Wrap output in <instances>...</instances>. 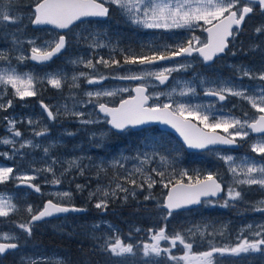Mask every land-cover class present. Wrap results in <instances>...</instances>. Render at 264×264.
Returning a JSON list of instances; mask_svg holds the SVG:
<instances>
[{
	"label": "rangeland",
	"instance_id": "1",
	"mask_svg": "<svg viewBox=\"0 0 264 264\" xmlns=\"http://www.w3.org/2000/svg\"><path fill=\"white\" fill-rule=\"evenodd\" d=\"M21 1V0H20ZM35 2V0H29ZM12 2H19V0H12ZM119 10V9H118ZM121 12V10H119ZM19 19L20 28L22 30L12 29L13 24L4 26L6 29L3 33L0 34V51L5 52L9 59L7 61L0 60V70L7 69L9 67L15 68L18 73H30L36 78L35 82V91L36 96L25 97L21 100L19 97L15 96L14 90L10 88L7 89V94L3 97L0 102L7 104L8 100H12V107H10V116L8 118H14L17 123L15 125L16 129L22 133V137H16L18 141L16 147L19 148V143H22L24 140H31L33 142V147L25 148L21 150L20 154L13 156L12 146L0 144V167H12L14 172L11 174L12 178L8 180L10 188L8 192H0V195L5 197L12 198V203L16 204L17 210L10 214L7 218H11L13 227L8 231H1L0 235L4 233H11L17 237L15 239L20 247L14 252H10V257L14 258L15 256L19 258L20 261H42V260H51L55 261L56 259L63 260L64 256L61 254L60 250L55 247L54 244H50L49 247L40 245L38 243H30L27 235L19 231L16 221L23 223L25 220H30V215L26 211L28 205L33 206V214L40 210L43 206V203L46 199H52L55 202H60L64 204H72L71 200L73 197V192L71 189L66 188L65 186L53 185L51 181L53 180V172L55 177L59 178L65 174V169L68 167V161L77 159L79 161V167L70 169L69 171H74L78 177L83 176L84 178H92V182L86 181L91 185L90 193L96 192L99 188L101 190L100 194H97L95 197V203L93 204L92 211L90 212L93 218L90 220H85L83 218L74 217L73 215H68L61 220L63 229L60 230V233L65 237L75 236L78 239L80 237H89L96 238L100 246L104 244L105 241L115 242V239L119 237L122 241V234L125 230L129 235L133 237L136 236L135 240L138 243L139 250L134 251L133 254H126V257H129L128 264H154L150 259L151 257L143 256V244L145 242L150 243V234L148 229L155 227L154 230L161 228L159 226V220L163 217L165 213L155 212L152 210L141 212L127 208V212H132V215L137 216L138 218H144L146 221H141L134 218H126L123 215H115L112 217H102L96 213L97 209L95 204L101 198L102 192L104 189L109 191L115 189L116 183H121L123 187L127 188L129 191L127 193V200L124 199V192H117L116 196H110L111 198H120L121 201L127 202L129 198L137 197L139 192L147 191L149 188L146 183H144L143 188L134 186L133 184L125 181L123 178L127 177L130 172L134 173L136 167H142L144 169L143 175L134 174L133 179L137 180V183H143V177L150 175L154 180L155 172H152V169L155 168L159 172L170 173L172 172L173 167L177 164L179 156L177 153V148L175 143L172 141L171 144L169 138L166 136H161L159 134L154 135L151 131H145L141 133H136L134 136H131L129 133H124L121 138H116L114 135H111L110 128L106 124V119L96 112V102L89 103V97L86 95L88 92H96L103 90L111 89H121L128 88L125 85H122L120 81L109 82L111 79L107 74L102 73L104 68H108L110 73L115 77L122 75V71L115 68V65L111 67H105L103 64H96V61L101 57L105 60L111 61L112 58L117 59L115 54H96L95 58L91 54L80 55V54H62L60 58L57 59V62L52 64L51 67L43 69L42 67H37L28 61L29 51L33 45L28 44L26 41L33 39L36 40L37 36L26 35L27 32L24 31V27L27 23H30L33 13L31 11H26L22 13H16ZM126 18L127 14L121 12ZM251 20L252 17L250 18ZM131 26H137L140 28L147 36L148 41L154 43H160L167 41V43H175L178 45L184 39L189 41L193 36L198 37L199 41L202 42L203 39V29L208 25H204L203 22H199L196 26L191 28H146L142 24H134L131 22ZM255 25V26H254ZM252 31L256 33V29L259 27L264 29V22H256L252 25ZM150 30V31H148ZM191 31H193L191 33ZM159 32V33H158ZM160 32L162 34H160ZM202 33V34H200ZM11 34V38H9ZM45 37L40 41L36 40V46L40 47L45 44V42L57 40V34L51 29H46L42 33ZM143 35V34H142ZM143 35V36H144ZM135 43L134 41H129L128 43H135L133 46L135 50L141 48L148 49L151 47V42H148L143 38ZM259 43L256 40L253 41L251 38L242 40L240 38L236 43V50L231 49L228 52L230 58L236 57V51H241L242 55H246L249 60L242 61L237 60L233 66V76H224L220 74H205L200 68H196L193 62L197 60H182L177 61L172 64L163 65V66H134L135 74H140L143 71L151 72H160L164 69H178L175 71V75L167 89L159 90L158 85H156L153 77H148L147 82L151 87L150 96L153 100H156L155 93H163L159 99L163 100V103H167L170 100L176 102L187 103L190 105H208L209 103L215 104L210 100H205L203 97H200L198 93L199 89H206L211 85L208 83H203L202 81H225L231 79V81L236 85H243L245 88H249V94H252L251 90H254L262 82L258 79L250 80L248 77L241 78V71H238L240 66H244L251 70L252 74L258 75L260 72L264 71V30L259 34ZM20 40L23 43L17 45L14 43L15 40ZM122 40V37H119ZM117 38L112 37L109 40V44H114ZM101 44L107 45V43L98 41ZM257 43V44H256ZM259 44V45H258ZM253 46H257L256 50H253ZM245 49V50H244ZM261 50L262 52H257L253 54L254 51ZM130 52V51H129ZM235 52V55H233ZM24 55L26 57L22 62L17 59L18 56ZM12 58L16 59V65H8L9 61ZM72 60H82L84 62L91 60L95 65V68L85 67L84 63H71ZM260 60V61H259ZM24 65L25 69L20 66ZM181 65L186 67L181 68ZM106 72V71H105ZM80 73H86L88 77H99L104 76L107 79L101 81L99 84H88L85 76H80ZM60 75L63 77L61 87L59 89L51 86L47 82V78L54 75ZM77 76V80H73L72 77ZM78 85V87L76 86ZM186 86H191L195 88V93L188 96H180L179 92ZM72 88L75 90L72 91ZM175 88L176 92L173 93L171 97L167 93L171 92ZM126 92H120L115 97H101L99 102L109 100H116L121 98ZM41 102L48 105L49 108L54 112H59L55 120L47 119V114L43 112L41 108ZM27 103V104H26ZM26 104V105H25ZM65 106L67 108L68 114H65ZM215 108H217L215 106ZM214 108V109H215ZM73 111L83 113L82 117H76L71 113ZM217 116H222L229 112L222 111L220 115V110H213ZM187 115V113L185 114ZM32 119L37 123L35 125H29L27 123L28 119ZM199 124V120L195 117H191ZM59 119V120H57ZM83 120H93L95 123L84 124L81 123ZM214 123V121H210ZM69 124H75L69 125ZM203 126L202 124H200ZM8 127L7 123L2 126V129L6 130ZM46 129V134L43 136H35L34 132L43 131ZM68 133H72L69 135ZM11 137L9 132L1 133L0 138ZM131 137L134 140H131ZM257 141V140H256ZM255 141V142H256ZM110 142H114V149L111 154H106L111 151ZM254 142V143H255ZM48 148V153L46 154L44 149ZM99 153L102 155L96 154ZM3 153H8L12 158H7ZM155 153V154H154ZM147 154L152 159L141 165L138 156H144ZM217 156H232L234 158L235 164L239 165L245 157H238L234 153L221 154L216 152ZM167 157L168 162L162 163L160 157ZM127 158V159H124ZM205 161L209 162L211 166L206 165L204 174L207 176L209 174L214 175V173H220V166L218 161L216 163L213 158L209 159L203 157ZM240 159V160H239ZM253 159V158H248ZM226 169L228 170V165L225 164L224 160L221 159ZM255 160V159H254ZM53 161L55 163L53 164ZM119 161L120 167L114 162ZM257 163H264V159L255 160ZM48 166L53 167V172L39 171L34 170L44 169ZM81 168L83 169V175L80 174ZM223 168V166H222ZM221 168V169H222ZM197 170V169H196ZM187 171V170H186ZM230 179L228 180L229 186H235L233 184V176L228 171ZM20 175H35L31 183L39 185L41 191L39 193L35 192L33 189L27 186H19V181L16 179ZM199 175V174H198ZM197 175V176H198ZM83 186V185H81ZM246 186V187H245ZM237 190L242 191L243 198L240 201L233 202L235 204H241L242 206H237L233 209L234 212H229L227 214L224 207V202H209L205 204V208L200 211H192L190 213H195L194 218H189L185 221L177 222L181 228L187 230L189 228L199 227L205 232V235L201 237L198 233L199 238H205L209 241H215L213 244L217 247H234L245 235H248L250 239L254 237L251 236V233L248 231V226L252 225L255 228L257 225L264 224V212L253 211L255 207H262L264 205H259L257 202L264 200V189H261L259 185H253L251 187L247 185L236 186ZM228 190V189H227ZM227 190L224 194V199L227 196ZM57 192H69L71 193L70 198L65 200H59L53 193ZM248 192V194H247ZM89 193V194H90ZM135 193V195H133ZM247 194V196H246ZM148 196L146 193L144 197ZM241 209H237V208ZM136 208V207H135ZM189 210L185 211L186 213ZM193 215V214H191ZM193 217V216H191ZM6 218V217H0ZM21 219H24L22 222ZM0 220V221H4ZM10 220V219H9ZM15 220V221H13ZM6 221V220H5ZM4 221V222H5ZM52 222L45 221V226H50ZM149 223V228L145 227V224ZM175 224V223H172ZM95 225H100V227L94 228ZM2 223H0V227ZM111 226V227H109ZM139 229V231H137ZM242 229L244 231H242ZM131 232V233H130ZM133 233V234H132ZM219 242L220 244H218ZM220 245V246H218ZM139 254V255H138Z\"/></svg>",
	"mask_w": 264,
	"mask_h": 264
},
{
	"label": "snow or ice",
	"instance_id": "2",
	"mask_svg": "<svg viewBox=\"0 0 264 264\" xmlns=\"http://www.w3.org/2000/svg\"><path fill=\"white\" fill-rule=\"evenodd\" d=\"M243 2V7L239 5ZM12 0H0L2 10H0V26H7L9 24H16L19 22V17H13L11 14L10 6ZM105 3L115 5L122 13L127 14L128 18L134 24H142L146 28H191L196 26L199 22H203L204 25H208L204 29L208 33L207 43L199 41L198 37L193 36L187 43V46L181 44L176 49L169 51L168 55L157 52H153L151 55H132L126 54L124 63L126 64H139V65H151L157 61L169 60L179 56H191L196 52L202 57L205 63L213 61L214 58L220 54L226 53L229 46V38L234 37V34H238L246 17L254 11V6H258L260 12L264 14V0H35L34 4V18L31 23L34 25L49 24L54 25L59 29H67L75 21H81L83 18L88 17H106L109 9L105 7ZM262 30L257 28L255 31L259 34ZM28 44L33 45L31 48L30 59L39 63H45L51 60L54 56L60 54L68 44L66 37L60 35L58 40L45 42L44 45L37 47L36 40L30 39L26 41ZM15 44L19 45L23 43L20 40H15ZM90 47L101 48L106 47L105 44L98 42L95 36L92 37ZM257 46H253V50H256ZM235 55V52H233ZM8 55L0 51V60L7 61ZM19 61L26 59L24 55L17 57ZM71 63H84L85 67L95 68V65L91 60L86 62L82 60H72ZM96 64H103L105 67H111L113 65L119 66L120 62L114 58L109 60L101 57L96 61ZM181 68L186 67L181 65ZM178 69H164L160 72L143 71L140 74H132L127 76L115 77L121 80H134L140 83L132 89L136 93L135 96H131L129 99H121L118 107H109L106 103H100L101 97H115L120 92H128V88L111 89L96 92H88L86 95L89 97V103L96 102L99 112L105 114L107 123L116 130H124L128 126H138L149 121H161L166 124H170L175 128L181 136L184 137L185 143L189 147L203 149L208 145L222 144V145H235L237 139L245 140L251 133L260 134L255 143L251 145V151L258 155L264 156V71L258 75L252 74L251 70L240 66L238 71H241V78L248 77L250 80L258 79L262 83L257 86L256 89L251 90L252 94H249L250 89L245 88L243 85H236L231 80L225 81H202L208 83L211 86L205 89L206 96H212L219 102H224L229 96L240 98L251 105V108L258 113L249 122L248 113H244V117H236L231 113H227L222 116H217L213 111L215 105L209 103L208 105H190L187 103L176 102L170 100L167 103L155 104L151 107L146 106L147 101L151 99L147 94V89L150 87L147 82L148 77H154L159 84L163 85L169 78V74L172 71ZM80 76H85L88 84H99L101 81L107 79L104 76L88 77L86 73H80ZM63 77L60 75H54L47 78L48 84L59 89L61 87ZM75 81L77 76H73ZM36 78L30 73L20 74L15 68H7L0 70V100L7 94V89L14 90L15 96L23 100L25 97L36 96L35 91ZM78 87V85H76ZM195 88L191 86L184 87L180 92V96H188L195 93ZM176 92L173 88L171 92L167 93L169 97ZM156 99H159L163 93H155ZM12 100H8L7 104L0 102V109L7 110L12 107ZM41 108L44 113L47 114V119L55 120L59 112L54 113L48 105L41 102ZM187 113V115H185ZM65 114H68L65 106ZM76 117H82L83 113L73 111L71 113ZM189 117H195L203 125V129L197 128L190 123ZM7 121L6 131L11 134V137L0 138V144L11 145L13 156L20 154L21 150L29 147H33L31 140H24L19 143V148L16 147V137H22V133L16 129L15 125L17 121L14 118H4ZM214 121V123H210ZM29 125H35L37 122L32 119H28ZM81 123L90 124L95 123L93 120H83ZM223 129V132L227 136L218 135L216 129ZM46 134V129L43 131H36L34 135L39 137ZM72 135V133H68ZM45 153H48V148L44 149ZM155 154V153H154ZM7 158H12L8 153H3ZM140 160L141 165L149 162L152 157L147 154L137 157ZM127 159V158H124ZM162 163H167V157H160ZM225 164L228 165V171L233 176V184L230 185L227 190V196L224 201V207L229 205V202L240 201L243 198L242 191L237 190L236 186L247 185L249 187L253 185H259L261 189H264V163H257L254 159L245 158L239 165L235 164L232 156H223ZM55 161H53V164ZM119 165V161L114 162ZM123 167V165H119ZM79 167V161L73 159L68 161V167L64 170L65 173L70 169ZM36 172L46 171L53 172V167L48 166L44 169L34 170ZM14 169L12 167H0V183H4L12 178ZM144 169L142 167H136L134 173L130 172L127 177L123 179L134 186L143 188L144 183L151 189L154 184L157 183L150 175L143 177V183H137L136 179H133L134 174L143 175ZM156 175L161 177V183L163 187L168 189L167 195L164 197L163 204L157 203L156 209L163 215L164 220H168L178 210L188 208L191 205L201 203V197H215L223 191L222 184L218 182L217 178L209 174L203 180L197 179L195 183H191L192 178L189 176L188 184H184L182 180L177 179L175 183L171 180L168 183L163 182L164 173L152 169ZM80 174L83 175V169L81 168ZM187 173H181V176H185ZM53 185H59L62 183L60 178L55 177L53 172ZM16 179L19 181V186H27L39 193L41 188L39 185L31 183L36 179L35 175H20ZM78 190H81L83 186L77 184ZM124 192V199L127 200L128 189L123 187L121 183H116L115 189L109 191L107 188L103 190L101 198L95 204L97 209L106 210L108 207L107 198L109 196H116L117 192ZM101 190L98 188L96 192L90 193L89 198L100 194ZM59 200H65L70 198L69 192H57L53 193ZM135 195V193H133ZM145 200L153 199L151 196H146ZM207 202V201H206ZM259 205H264V200L257 202ZM17 210L16 204L12 203V198L0 195V217H8L10 214ZM26 211L30 215V220L26 223H19L17 227L28 236H31L32 225L35 222L45 220L46 218L58 217L59 214L69 212H80L84 209L77 208L74 205H66L60 202H54L49 199L43 208L36 214H33V206L28 205ZM253 211L264 212V208L255 207ZM100 225H95L94 228H99ZM111 227V226H109ZM139 231V229L137 230ZM188 235L195 236L197 233L203 237L205 232L199 227L189 228L185 230ZM242 231H244L242 229ZM248 231L251 236L245 235L234 247H211L208 251L193 254L191 249L194 247L192 242H189L184 232H176L173 235L167 234L166 227H161L158 230L149 228L150 243L145 242L143 244V256L144 257H156L161 260L155 261L154 264H161L163 258H167L170 261H183L184 264H213V256L216 253L221 255L229 254L233 256H239L241 254L260 253L264 255V224L257 225L253 228L252 225L248 226ZM17 239L11 233H4L0 235V240H14ZM162 242H167L168 246L163 247ZM177 245L183 246V255L177 257L172 255V249ZM20 247L18 243H0V255H4L9 251L16 250ZM103 251L111 253L113 256H125L126 254L134 253L133 244H125L119 237L115 239V242L105 241L100 246ZM21 264H24L23 260ZM30 264H36V261H31ZM51 264H63V261L56 259Z\"/></svg>",
	"mask_w": 264,
	"mask_h": 264
},
{
	"label": "trees",
	"instance_id": "3",
	"mask_svg": "<svg viewBox=\"0 0 264 264\" xmlns=\"http://www.w3.org/2000/svg\"><path fill=\"white\" fill-rule=\"evenodd\" d=\"M35 2L29 1V0H19V2H12L10 6V11L13 17H18L16 13H22L26 11H32V6ZM0 10H2V5H0ZM105 21H108L105 20ZM104 21V22H105ZM10 25V24H9ZM121 25L126 26L128 29V38L129 41H134L135 43L140 39L141 36L144 35L145 32H143L140 28L135 27V26H130L126 22L121 20ZM11 26V25H10ZM4 26H0V34L5 31ZM12 29H17V30H22L20 28L19 22L16 24H13ZM24 31L28 32H34L33 28L30 26V23H27L26 26L24 27ZM37 31V30H36ZM159 33V32H158ZM115 35V33H113ZM143 34V35H142ZM160 34H162L160 32ZM116 36V35H115ZM147 36L148 34H145L143 38L148 42ZM120 37V34L116 36L118 40ZM134 43V44H135ZM153 43V42H151ZM133 43H130V52L129 54L132 55H151L153 53L152 49L154 48L152 45L148 49L141 48L139 50H135V47ZM137 44V43H136ZM137 55V56H138ZM57 62V59L53 60L52 63L54 64ZM106 71V72H105ZM102 73L108 74L110 73V70L108 68H104ZM75 90V88H72V91ZM145 131H151L152 134L154 135H163L169 138V141H173L176 145L177 148V153L179 156V160L177 164L173 167L172 172L170 173H164L163 177V182L168 183L170 180L171 182H175V180L180 179L182 181H189L188 177L190 176L192 178L191 181H195L198 178H203L206 175L204 174V170L206 165L211 164L203 157H206L207 155L205 152H188L186 151L183 146L180 144V142L169 132H161V131H156L154 129L150 130H144ZM131 136H134L136 133H129ZM114 137L116 138H121L123 133H115L113 134ZM137 135V134H136ZM131 140L133 141L134 138L131 137ZM172 140V141H171ZM135 141V140H134ZM111 151L107 152L106 154H111L114 149V142L111 143L110 145ZM98 155H102L97 153ZM207 158V157H206ZM213 160L218 162L217 159L213 158ZM220 169L222 168V165L220 162H218ZM197 169V170H196ZM187 170V171H186ZM187 173L185 176H181V173ZM199 174V175H198ZM198 175V176H197ZM216 175V173H214ZM62 181L60 186H65L66 188H69L73 192V197L71 200V203L79 206L86 208L87 211L84 213H79V214H69L73 215L74 217H79L83 218L85 220H90L93 218V215L91 216L90 212L92 211V206L95 203V197L89 198V193L91 191V185L86 182V181H91L92 178H84L83 176L76 175L74 171H68L62 176L59 177ZM155 178L157 179V183L153 185L151 189H148L147 191L144 192H139L137 194V197L135 198H129L127 202L121 201L120 198H111L110 196L107 198L108 202V207L106 210H96V213H100L99 215L102 217H112L114 218L115 215H123L126 218H134L138 219L141 221H146L144 216L142 218H138L135 215H132V212H127V208L133 209L134 211L137 210L138 212H141V215H143V211H148L152 210L155 212H159L156 209L157 203L162 204L163 201V196L166 192V188L163 187V184L160 182L161 177L155 174ZM83 185L81 190H78L76 185ZM148 194V196H151L153 199L150 200H145L144 195ZM223 198L222 196L219 197L218 199ZM219 200H215L216 202H222ZM205 205V200L202 202V204L194 209H190L186 213L185 211H178L174 213L168 220H164L163 217L159 220V226L160 227H166L167 234L173 235L176 232H184L187 236V239L189 242H192L194 244V247L191 249V252L193 254L200 253L203 251H208L210 250L211 247H217V245H214L212 240H208L205 238H199L198 235L191 236L186 233V231L178 225L177 222L179 221H185L189 218H194L195 213H190L192 211H200L203 209ZM231 206L234 208L235 204H231ZM136 207V208H135ZM187 211V210H186ZM166 214V213H165ZM193 214V215H191ZM227 214H230L229 212ZM193 216V217H191ZM64 217L60 218H52L49 219L51 223L50 226H45L44 222H35L32 225V233L31 236H28L27 233H25L29 239L30 243H38L40 245H45L47 247L50 246V244H54L55 247H57L61 254L64 256L63 264H128L129 257L125 256H113L111 253H108L106 251H103L102 248L100 247V244L98 243L99 240L96 238H89V237H80L78 239L75 236H70V237H65L60 233V230L63 229L61 220ZM22 222L24 219H21ZM15 221V220H13ZM28 220H25L23 223H26ZM48 221V220H47ZM175 223V224H172ZM16 224H19V221H16ZM146 228H149V223L145 224ZM155 229V227H153ZM21 231V230H19ZM127 232L128 230H125L124 233L122 234L123 242L125 244H133L134 245V251L137 252L139 249L138 243L135 240L136 236L139 235H134L133 237L129 235ZM131 233V232H130ZM220 244L219 242H217ZM163 247H167L168 244L167 242H162ZM220 246V245H218ZM220 248V247H217ZM11 252V251H10ZM10 252H7L4 255H0V264H21L22 261L19 260L18 257H10ZM14 252V251H12ZM184 249L183 246L177 245L176 248L172 249V255H175L177 257L183 255ZM139 255V254H138ZM153 262L161 260V258H156V257H151L150 258ZM24 264H30V261H23ZM51 260H42V261H36V264H51ZM161 264H184L183 261H170L167 260V258H163L161 261ZM213 264H264V255L260 253H250V254H241L239 256H233L229 254H219L216 253L213 256Z\"/></svg>",
	"mask_w": 264,
	"mask_h": 264
},
{
	"label": "flooded vegetation",
	"instance_id": "4",
	"mask_svg": "<svg viewBox=\"0 0 264 264\" xmlns=\"http://www.w3.org/2000/svg\"><path fill=\"white\" fill-rule=\"evenodd\" d=\"M105 5L109 7L108 17L105 19V20L108 19V21L96 20V19L86 20V21H82L80 23L73 25L67 31L64 32V36L66 37L68 44H67V46L64 49L62 54H76V55L77 54H80V55L91 54L93 56V58H95V55L98 53L99 54L100 53L101 54H108V55L115 54L118 61L120 62L119 66H115V68L122 71L121 76H127V75L135 74L134 72H132L134 70L133 69L134 66H142V65H139V64L133 65V64L124 63L125 55L129 54L130 48L132 46H130V44L128 43V40H127L129 31L126 28V26L121 25V20L126 22L130 26L132 24L126 18V16L121 14V12L118 10V8L115 5H111L109 3H105ZM239 7L240 8L243 7V2L239 5ZM251 17L253 20L250 19ZM256 22H264V14H262L260 12V9L258 6H254V11L246 17L245 21L243 22L241 29L239 30V33L234 34V37L229 38V46H228V49L226 50V53L214 58V60L210 61L209 63H205L198 56L197 53H192L191 56H188V57H185L182 59L161 61L158 63L151 64L149 66H153V65L154 66H163V65L175 63L177 61L190 60V59L195 58L197 60L196 62H193L195 67L200 68L203 72H205V74H209V75L211 74V76H213L215 74H220V75L231 76V77L236 78L232 74L234 69H233V66H231V65L235 64L237 62V60H240V62H242V61H246L249 59L246 57V55H242L241 51H236V57H232V58H230L228 56V52L231 49L236 50V43L235 42L237 40H239L240 38H242V40H245V39H247V37H249V38H251V40L252 39H253V41L256 40L257 43H259L258 34L251 30V28L253 27L252 25ZM135 27H137V26H135ZM33 30H34V32H28L26 35H29V36L35 35V36H37L36 40H38V41H40L41 39H43L45 37L44 35H42V33L45 32L46 28L33 29ZM148 31H150V30H148ZM192 32L193 31H191V33ZM113 33H115L116 36H118L120 34V37H122V40L117 39L114 44H112V43L109 44V40L112 37H116ZM56 34H57V37H59L61 35L58 32H56ZM200 34H202V33H200ZM10 36H11V34H9L8 37L11 38ZM93 36H95L98 41L107 43L106 47H101V48L90 47V43H91ZM206 42H207V34L203 30V39H202L201 45L203 43H206ZM187 43H188V41L184 39L178 45H176L173 42H171L169 44V43H167V41L160 42V43H158V42L154 43L153 42V43H151V45L154 47L152 49L153 52H157V53L162 52L163 54L168 55L170 50L176 49L181 44H183L185 46ZM257 52L259 53L262 51L257 50V51H254L253 54H257ZM12 59L13 60H10L8 65H11V64L16 65L17 60L14 58H12ZM261 60H264V59H261ZM35 66L42 67L43 69H46L48 67H51L52 63L50 62V63L44 64V65H35ZM144 66H146V65H144ZM20 67L25 69L24 65H21ZM107 75L111 78L109 80V82L120 81L122 85L127 86L129 89V91L126 92L121 98H118L116 100H111V98H110L109 100L102 101V102H106L110 106H115L120 99H124V98H128V97L133 96L134 91H131V90L134 89L138 83H140L139 81H134V80L116 79L115 78L116 76L114 77L113 74H111V73H108ZM174 75H175V71H172L169 74L168 80L163 85L159 84V82L156 81L154 77H153V79L155 80L156 85H158L159 90H161V89L165 90L169 87ZM229 80H231V79H229ZM151 90H152L151 87H149L147 89V94L149 96H150ZM198 93L200 94V97H203L206 101L210 100L212 102H215L214 105L217 108H215L213 110H217V109L220 110V113H221L220 115H222V113H223L222 111H224V113H225L226 112L225 110L229 111L226 113H231L233 116L240 117V118L244 117V113H248L249 122H251V120L253 118H255L256 115H258V113H256V111L251 108L250 104H248L246 101L241 100L240 98L229 96L226 101L219 102L214 97L206 96L204 94L205 89H199L198 88ZM155 104H160L162 106L163 100L162 99L153 100L151 98L149 100L148 105L153 106ZM10 113H11L10 108H8L7 110L0 109V134L6 132V130L2 129V126L5 123H7V121L4 118L10 116ZM105 119H106V124H107L108 118H105ZM57 120H59V119H57ZM69 125L75 126V124H69ZM150 129H154L156 131H161V132H167L164 130H160L157 126H150V127L142 128L139 130H133V129L127 127L126 129H124L123 131H120V132L115 131L113 129H110L111 130L110 133H111V135H113L115 133H123V134L127 133L128 134V133H133V132L139 134V133L143 132L144 130H150ZM216 131L227 136V134L223 132L222 128L216 129ZM259 136H260V134L251 133L250 136L248 138H246L245 140L237 139L236 146L233 148L227 147V146H214V147H209V148L205 149L204 151H199V152H205L207 154L205 156L209 159L210 158L211 159L212 158L217 159L218 161H220L221 165L223 166V168L220 169V173H216V177L222 183L223 188H224V191L222 193L223 198H220V200L218 199L219 197L218 198H209V199L205 200V204L209 203V202H216L215 200H219V201L224 202L225 201L224 194L229 187L228 180L230 179V176H229L228 170L226 169V167L223 164L220 157L217 156L218 158H216V155H215L216 152H220L221 154H228V153L232 152V153L236 154L238 157L243 156L245 158H253L255 160L264 159V156L258 155V154L253 153L251 151V145L259 138ZM9 188H10V184L8 181H6L4 183H0V192L1 191L8 192ZM247 194H248V192H247ZM247 194H246V196H247ZM232 203L233 202H229L230 207L225 208L227 212H234L233 209H235L238 205L242 206L241 204L233 203V204H235V206L233 208L231 206ZM69 205H74V204H69ZM204 208L205 207H203V209ZM237 209H241V208L238 207ZM3 219H5L6 221L5 220H4L5 222L0 221V223H2V226L0 227L1 231L10 230V232H11V229H15L13 227L14 223L12 222L11 218H9L10 220L7 217L6 218H0V220H3ZM0 241L18 243L15 239L10 240V241H6V240H0Z\"/></svg>",
	"mask_w": 264,
	"mask_h": 264
},
{
	"label": "water",
	"instance_id": "5",
	"mask_svg": "<svg viewBox=\"0 0 264 264\" xmlns=\"http://www.w3.org/2000/svg\"><path fill=\"white\" fill-rule=\"evenodd\" d=\"M98 2H102L101 0H98ZM105 7H107L108 9H109V7L108 6H106L105 5ZM33 13H34V5H33ZM108 16V15H107ZM107 16L106 17H88V18H83V20H81V21H84V20H87V19H97V20H104V19H106L107 18ZM33 18H34V16H33ZM32 18V19H33ZM81 21H75L72 25H74V24H76V23H78V22H81ZM72 25H70L69 27H71ZM31 26L33 27V28H40V27H47V28H51V29H54V30H56V31H58V32H60V33H64L67 29H59V28H57V27H55L54 25H49V24H41V25H34V24H32L31 23ZM208 26H206L205 28H207ZM205 33L207 34V41H208V33L205 31ZM61 35H64V34H61ZM59 38V37H58ZM58 40V39H57ZM207 43V42H206ZM185 46H187V45H185ZM63 51V50H62ZM62 53V52H61ZM60 53V54H61ZM194 53H196V52H194ZM60 54H58V55H56V56H54L51 60H49V61H47V62H45V63H39V62H36V61H33V60H31L30 59V57H31V51L29 52V57H28V59H29V61L30 62H32V63H35V64H46V63H49L50 61H52L53 59H56ZM198 54V56L202 59V57L199 55V53H197ZM220 55H222V54H220ZM219 55V56H220ZM184 57H188L187 55H184V56H179V57H175V58H173V59H169V60H175V59H180V58H184ZM203 60V59H202ZM162 61H168V60H162ZM158 62H161V61H157V62H155V63H158ZM207 63H209V62H207ZM154 64V63H153ZM136 95V93L134 92V95L133 96H135ZM212 97V96H211ZM130 97H128V98H124V99H129ZM150 100V99H149ZM149 100L147 101V105L146 106H148V107H151V106H149L148 104H149ZM120 101L121 100H119L118 101V103L115 105V106H110V105H108L109 107H118L119 106V104H120ZM103 103V102H102ZM96 111L101 115V116H103V117H105V114H103V113H100L99 112V109H98V106L96 107ZM108 119H110V118H108ZM189 120H190V123H192L193 125H195L197 128H200V129H203V127L201 126V125H199L196 121H194L193 119H191V118H189ZM107 125L111 128V129H113V130H115V131H118V132H120L121 130H116V129H114V128H112V126L110 125V124H108L107 123ZM157 126L160 130H164V131H168V132H170V133H172L175 137H176V139L178 140V141H180L181 142V144L183 145V147H184V149L185 150H187V151H202V150H205V149H207V148H209V147H214V146H227V147H235L236 146V144L235 145H222V144H214V145H208L207 147H205V148H203V149H199V148H193V147H189L186 143H185V141H184V137L183 136H181L180 135V133L175 129V128H173L170 124H166V123H163V122H161V121H149V122H146V123H144V124H142V125H138V126H128L129 128H131V129H133V130H139V129H142V128H145V127H148V126ZM127 128V127H126ZM204 131H207L206 129H203ZM123 131V130H122ZM216 133L218 134V135H222V136H225V135H223V134H221V133H219V132H217L216 131ZM204 178H202L201 180H203ZM184 184H188L189 182L188 181H182ZM219 182V181H218ZM173 183H175V182H173ZM191 183H195V181H193V182H191ZM223 188V187H222ZM167 191H168V189H166V192H165V194H164V196H163V201H162V204H163V202H164V197L167 195ZM222 194V192L220 193V194H218L217 196H215V197H201V202L204 200V199H208V198H216V197H219L220 195ZM49 199H47V200H45L44 201V203H43V205L48 201ZM55 202V201H54ZM201 203H199V204H195V205H191V206H189L188 208H185V209H182V210H178V211H186V210H190V209H194V208H196V207H198L199 205H200ZM66 205H68V204H66ZM75 206V205H74ZM75 207H77V208H81V209H84V211H80V212H69V213H73V214H79V213H84V212H86L87 211V209L86 208H83V207H79V206H75ZM42 208H43V206H42ZM41 208V209H42ZM40 209V210H41ZM40 210H38V211H40ZM37 211V212H38ZM177 211V212H178ZM36 212V213H37ZM36 213H34V214H36ZM69 213H64V214H59V216L58 217H62V216H65V215H67V214H69ZM31 218V217H30ZM51 218H57V217H51ZM51 218H46L45 220H48V219H51ZM42 221H44V220H42ZM38 222H41V221H38ZM0 243H14V242H2V241H0Z\"/></svg>",
	"mask_w": 264,
	"mask_h": 264
},
{
	"label": "bare ground",
	"instance_id": "6",
	"mask_svg": "<svg viewBox=\"0 0 264 264\" xmlns=\"http://www.w3.org/2000/svg\"><path fill=\"white\" fill-rule=\"evenodd\" d=\"M133 44H134V43H133ZM137 45H138V44H137ZM121 46H122V45H121ZM129 47H130V46H129ZM137 55H138V54H137ZM12 60H13V59H12ZM14 64H15V63H14ZM26 104H27V103H26ZM26 104H25V105H26Z\"/></svg>",
	"mask_w": 264,
	"mask_h": 264
}]
</instances>
